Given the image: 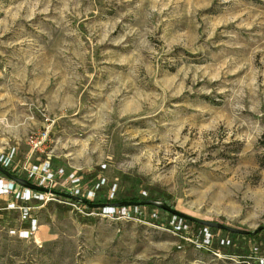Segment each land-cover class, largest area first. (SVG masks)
I'll return each instance as SVG.
<instances>
[{"label":"rangeland","instance_id":"rangeland-1","mask_svg":"<svg viewBox=\"0 0 264 264\" xmlns=\"http://www.w3.org/2000/svg\"><path fill=\"white\" fill-rule=\"evenodd\" d=\"M39 134L55 168L106 165L117 199L162 191L196 219L264 226V0H0V156L17 149L22 179L30 157L47 158L28 144ZM29 190L0 195V264H255L260 254L216 229L209 248L184 243L173 218L142 219L152 210L109 217Z\"/></svg>","mask_w":264,"mask_h":264},{"label":"built area","instance_id":"built-area-1","mask_svg":"<svg viewBox=\"0 0 264 264\" xmlns=\"http://www.w3.org/2000/svg\"><path fill=\"white\" fill-rule=\"evenodd\" d=\"M47 140V135H33L28 139V144L31 147V151L33 154H39V155H45L47 156L46 159L40 160L38 163L33 164L31 163V157L29 160L25 163L23 169L27 173V178L32 180L33 184L49 189L54 190L62 193L69 194L73 197L86 200L88 202H93L94 200L98 198H103V192L105 188L109 187L108 179L105 177L104 172L107 168L106 165H102V170L93 175L91 180L88 182L86 177L82 174L83 169H75L73 171H69L65 167H58L55 168L52 156L47 154L46 147L44 146V143ZM17 149L14 147L10 149L9 153L6 155L0 156V164L2 167L11 168L13 166V163L15 161ZM2 177V176H1ZM5 179V178H4ZM4 179H0V195H13L16 194L14 189V182L12 183L4 181ZM7 180V179H6ZM10 181V180H8ZM109 194L107 195V198L114 199L115 198V192L117 185L115 184L113 187L110 186ZM62 190V191H61ZM29 192H32V190H29ZM33 193V192H32ZM29 194V193H28ZM37 194H39L42 198L45 194H50L54 196L55 198L58 195H53L51 193H34V200H39L40 198H37ZM146 195V193H144ZM31 197H29L27 200H30ZM58 199V198H57ZM43 200V199H41ZM68 204H72L70 199H66ZM77 206V205H76ZM131 209H135L136 213H139L140 215H143V209L140 207H134ZM125 207L117 208L113 206H106L105 208H101V211L103 215L114 217L118 215L119 217L124 216L127 217L129 210ZM23 215L24 219L28 220V212L24 208L23 209ZM150 215L153 218L158 219L159 218V212L157 210H152V213ZM178 217L173 218V228L176 226V222ZM189 226L187 224H184L182 222V219L178 221V227L176 228L178 231L184 232L183 235H181L182 239L186 242L196 244L198 248L205 249L209 248L211 241H212V235L211 231L208 227L203 229L198 236V239H193L188 235L189 232ZM38 229L36 220H33L30 224L29 230L22 232V234L25 235L26 238H30L36 232ZM177 233V231H175ZM202 238H201V237ZM201 240L199 241V239ZM221 244L224 247H228L232 245V241L229 238H225L221 240ZM211 251V250H210ZM252 252L255 253L257 256L255 264H264V250H260L258 246H254L252 248ZM217 256H220L218 253H215ZM249 264V263H248Z\"/></svg>","mask_w":264,"mask_h":264},{"label":"trees","instance_id":"trees-1","mask_svg":"<svg viewBox=\"0 0 264 264\" xmlns=\"http://www.w3.org/2000/svg\"><path fill=\"white\" fill-rule=\"evenodd\" d=\"M0 166H1V164H0ZM3 168H5L10 174H12L13 176H15L16 178L22 179L19 176V173L17 171H13L11 168H7V167H3ZM98 169L100 171L102 170L101 168H98ZM95 173H97V170L96 171H85V170L82 171V174L89 181L93 177L92 175H94ZM0 176H2L3 178H5L7 180H11L8 177H6L4 174H2L1 172H0ZM25 180H27V181H29V182L32 183V180H30L28 178H25ZM11 181H13V180H11ZM134 181H136V183H142V181L139 178H135ZM13 182H14V189H15V192H16L17 191V188L20 187L21 185H20V183H17L16 181H13ZM32 192L33 193H37V191H33V190H32ZM60 193H62V192H60ZM145 193H146V195H143L140 198L131 197V198H127V199H117V198L109 199L107 197H103V198H98V199L94 200L93 202H88V201L87 202L89 204H92V205H106V206H113V207L121 208L119 205L122 204L123 202H135V203H139V202H143V201H153V202H158V203H166V204L170 205L171 207L175 208L174 205L172 204V200H173L172 197L170 195L166 194L165 192L160 191V194L158 196H154L153 194L152 195L151 194L149 195L147 192H145ZM56 198L61 199V200H64V201H66V199H67V198H64V197H61V196H57ZM12 200L15 201V199H12ZM81 200H71L70 202L72 204H75V205L83 208L87 213L100 212L101 211V209H92V208H90L89 205L83 204L81 202ZM8 204L7 203H4L5 206L3 207V209H7V207H8L7 205ZM125 208L131 209V208H134V206L125 207ZM140 208H145V209H147L149 211L155 209V210H157L159 212V214L162 213L164 215H167L170 218H174L173 215H171V214H169V213H167L165 211L160 210L159 208L155 207L154 205L140 206ZM4 211H6V210H4ZM1 214H3V213H1ZM142 219L144 221L148 222V223H151V224H156L157 223V219L156 218H153L150 214L147 215V216H145V217L142 216ZM177 220L179 221L180 218H177ZM178 221L176 222V226L174 227V231H177V233L179 235H183L184 232L178 231L176 229L178 227ZM182 222L184 224H187L189 226V228H188L189 229L188 235L191 238H193V239H198L199 233L203 229L207 228V227L203 226L202 224H200L199 222H196V221H187V220H183L182 219ZM209 229L210 230H213L211 228H209ZM228 234L231 235V236H233V237L247 238V239L252 240L254 242L253 243V247L254 246H258V247L264 246V231L259 232L256 235H252V234H249V235H238V234H231V233H228ZM183 242L184 243H187L184 240H183Z\"/></svg>","mask_w":264,"mask_h":264},{"label":"water","instance_id":"water-1","mask_svg":"<svg viewBox=\"0 0 264 264\" xmlns=\"http://www.w3.org/2000/svg\"><path fill=\"white\" fill-rule=\"evenodd\" d=\"M0 172L2 174H4L6 177H8L9 179L16 181L17 183H20L21 186L26 187L30 190L33 191H37V192H41V193H51L54 195H58L70 200H81L79 198L73 197L69 194L66 193H60V192H56L54 190H49L40 186H37L25 179H20V178H16L15 176H13L12 174H10L5 168H3L2 166H0ZM81 202L83 204L89 205L90 208L92 209H101V208H105L106 205H92L89 204L86 200H81ZM149 205H154L155 207L159 208L162 211H165L171 215H173L174 217H178L180 219L183 220H187V221H196L199 222L200 224H202L205 227L211 228V229H216V230H221V231H225L227 233H231V234H238V235H256L259 232L264 231V226H260L257 229H255L254 231H248V230H243V229H239L230 225H226L223 223H219V222H215V221H203V220H199L196 219L194 217H191L189 215L183 214L181 212H179L178 210L174 209L173 207H171L170 205L166 204V203H158V202H153V201H143V202H139V203H135V202H123L122 204H120V207H140V206H149Z\"/></svg>","mask_w":264,"mask_h":264}]
</instances>
